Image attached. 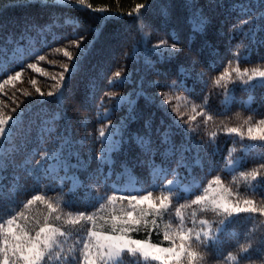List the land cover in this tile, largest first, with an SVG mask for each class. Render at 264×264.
<instances>
[{
	"label": "trees",
	"instance_id": "obj_1",
	"mask_svg": "<svg viewBox=\"0 0 264 264\" xmlns=\"http://www.w3.org/2000/svg\"><path fill=\"white\" fill-rule=\"evenodd\" d=\"M187 3L197 7H185ZM139 4L145 7L137 14L135 9ZM243 4L252 7L258 41L264 36L260 31V27H264V18H261L264 8L259 6L260 0H86L85 5L54 0H0V84L8 74L18 70H22L21 79L29 73V63L62 73L66 65L73 63L64 56V51L76 57L80 50L75 42L80 38H83L81 48H87L76 61L78 67L65 73L67 89H64L62 102L56 87L60 73L53 77L40 72L34 79L40 92H30L26 87L29 83H13L16 88L11 95L16 100L11 104L8 102V110L0 105V118L12 117L5 126V137L0 138V184L8 193L6 198H0V220L18 210L25 211L30 223H43L47 217L64 233L61 237L64 251L72 249L78 254L91 225L83 220L69 221H74L80 212H95L96 230L107 232L110 223L105 221L113 211L123 214L128 210L127 201H120L119 195L152 191L153 199H156L161 194L160 187L168 179H176L173 169L180 177L176 197L180 203L194 198L214 177L220 176L222 184L219 186L231 193L229 204L239 201L243 206L244 199H254L257 207L264 206V183L251 182L256 184L253 189L241 175L264 162V142L248 140L249 125L245 124L249 116L253 121L264 119V84L258 76L248 81L247 77L240 78L233 71L237 66L241 70L247 69L249 74L253 69H264V45L250 43L243 35L248 31V25L233 28L249 18V13L241 12L238 7ZM97 8L105 9V12L93 11ZM201 17L206 18L203 31L194 32L193 25L198 24ZM158 40L180 44L182 51L174 62L162 61L157 55L154 43ZM57 48L62 52L57 53ZM40 55L45 59L39 60ZM145 58L151 63H145ZM197 58V72L203 73V77L190 83L187 89L169 90L167 85L177 79V74L168 65L175 63L178 68L180 62H184L188 66L191 59ZM56 61L60 65L56 66ZM117 71L122 72L121 78L115 76ZM225 71L230 72V76L217 84L216 80ZM129 72L133 73L132 79L136 83L123 82ZM68 76L71 78L67 79ZM141 78L146 93L155 102L144 104L131 128L138 135L149 138L144 123L150 121V139L158 143L161 134L171 126L172 139L177 145L190 144L195 148L161 156L159 159L163 163L150 165L139 164L134 153L124 146L107 153L111 164H104L98 158L104 148L99 131H114V127H105L107 121L118 126L127 117V106H117L119 97H109L105 93L112 90L127 95ZM110 79L114 81L111 85ZM153 81L157 83L152 84ZM1 91L0 101L7 102L10 89ZM49 91L54 93L52 97L47 95ZM163 92L180 93L199 106L202 117L198 116L200 122L196 131L160 105ZM80 97H83L82 102L78 101ZM58 113L61 119L56 120L54 117ZM209 116L212 119H208ZM174 118L179 120V127ZM46 120L52 123L45 125ZM44 127L54 130L42 133ZM232 128L244 132V139L229 133ZM113 139L119 140L120 135ZM129 142L142 159H150L134 141ZM243 145L252 147L245 151ZM164 147L166 145L161 151ZM61 149L60 163L50 164L48 158L60 156ZM38 160L41 165H37ZM179 161L186 167H179ZM46 168L50 170L45 171ZM259 179H264V175ZM216 187L213 185L216 191L210 192L211 196L221 190ZM35 194L45 195L46 202L37 201L23 209ZM112 196L117 199L109 204L108 197ZM48 202L55 209L51 213ZM101 203L106 207L101 208ZM177 206L174 199L165 214L157 217L158 231L151 230V225L148 228L141 226L131 233L132 238L162 242L165 226L175 225ZM180 213L186 228L200 231L199 222L205 220L214 233L221 229L217 243L207 251L196 246L204 257L202 264H264V215L258 211L233 213L225 219V215L214 211L209 202L202 207L182 208ZM57 214L61 216L59 221L54 219ZM169 217H173L171 222ZM163 243L167 246V242ZM245 247L248 252L242 251ZM229 253L233 259L228 258ZM47 264H57V261L48 259ZM123 264L159 262L129 256Z\"/></svg>",
	"mask_w": 264,
	"mask_h": 264
},
{
	"label": "snow or ice",
	"instance_id": "obj_2",
	"mask_svg": "<svg viewBox=\"0 0 264 264\" xmlns=\"http://www.w3.org/2000/svg\"><path fill=\"white\" fill-rule=\"evenodd\" d=\"M62 2H67L69 4L75 3L77 5H85L86 0H62ZM261 8H264V0H260ZM144 4L137 5L135 11L139 14L140 9L144 8ZM185 7L196 8L197 5L187 3ZM241 12L249 13V18L243 20L240 25H233V28L241 27L242 25H248V31L243 33V35L248 39L250 43H259L264 45V36H262L258 41L256 39L257 25L254 23L256 20L255 15L252 13V7L247 4L238 6ZM95 12L104 13L105 9L97 8L93 9ZM131 15V13H129ZM261 18H264V12H261ZM206 23V18L201 17L198 24L193 25L194 32H202L204 24ZM260 31L264 32V27H260ZM83 38L76 41V46L80 50L76 57H73L68 51H64V56L67 57L73 63L64 67V72L60 73L59 82L56 85L58 89V95L61 98V102L64 96V89H67V84L65 83L66 76L65 73L72 72L78 63L76 62L79 57L85 54L87 48H81V43ZM57 51L61 49L57 48ZM154 50L160 59L175 61L177 54L182 51L179 43L172 42L169 43L167 40L159 42L155 45ZM125 58H127V53H125ZM238 59V57H234ZM43 55L39 56V60H44ZM199 59H191L188 66H185L184 62H180L179 67L175 66V63L168 65L173 67L175 73L177 74V79L173 80L167 87L169 90H183L187 89L190 83L195 82L196 79L202 78L203 73L197 72ZM145 63H151V61L145 58ZM28 68L33 71H42L34 63H29ZM21 71H15L14 74H8L6 78L3 79V84L12 83L21 77ZM158 71V70H157ZM237 76L240 78L247 77L248 81L253 80L255 77H260V83L264 84V71L253 69L251 74H249L247 69L241 70L239 66L233 69ZM117 78H121L122 72L117 71L115 73ZM133 73L129 72L123 77V82L129 84L136 83L132 79ZM230 76V72L225 71L223 75L216 80L219 84L220 81L224 80L225 77ZM68 76L67 79H70ZM55 79V78H54ZM35 83V81H33ZM113 80H109V84H113ZM157 82L153 81L152 84ZM0 84V87L3 86ZM40 92V89H37ZM43 95V93H41ZM52 97L54 93L49 91L47 94ZM109 97H119L117 101V106L126 105L127 106V117L122 119L118 126H112L111 121H107L105 127L112 128L114 131L106 133L105 131H99V137L103 138L101 143L104 148L98 157L104 164H111L107 153L113 150L123 149L127 146L129 152H133L135 158L139 164H150L158 165L163 163L159 159L161 156H167L174 154L177 151L182 153L192 151L195 145L190 144H180L177 145L172 137L174 132L169 130L161 134V139L159 142H154L150 139L151 135V122L145 121L144 127L149 131V138L145 136L138 135L135 130L131 128V125L139 117L140 112L143 110L144 104L147 102H155L154 98L146 93L143 86V78L127 95L118 91H108L105 93ZM160 95V93H157ZM167 95L166 93L164 94ZM79 102L83 101V97H80ZM228 100L225 99V104ZM160 105L164 106V100L160 101ZM12 117L8 119L0 118V138L5 137L6 128L5 126L9 123ZM54 119H61V115L58 113ZM84 119H87L85 117ZM208 119H212L211 116ZM45 125L51 124V120H46ZM174 123L177 127L180 126L179 120L174 118ZM248 124L246 136L247 139L254 142H264V119L259 121H253V117L249 116L248 120L245 121ZM54 129L44 127L41 128V132H51ZM187 132L188 130L185 129ZM159 133V129H157ZM229 133H235L240 136L241 140L244 139L245 133L237 128L229 129ZM120 135L119 140H114L113 137ZM129 141H134L135 145L139 146V149L144 155L150 156V159L144 160L140 157L139 152H134V145ZM163 151L161 147L165 146ZM245 151L252 145H243ZM61 155H53L49 157V162L60 163L62 159ZM47 155V154H46ZM37 165H41V161L36 162ZM179 167H186L183 161L178 162ZM49 171L50 168L44 169ZM173 173L176 179H168L165 185H162L159 189L161 192L160 196L153 199V192L149 191L147 194L142 193H126L119 195L118 199L120 201H127L128 210L123 211V214H117L115 211L110 215L109 220L105 223H110V229L107 232H101L96 230L97 213H86L80 212L76 216L74 221L69 222H79L83 220L85 223L91 226L86 230V237L81 242L82 247L79 253L76 254L72 249L67 252L62 248L61 237L64 233L60 231L59 227L54 226L48 221L46 217L43 223L36 221L35 223H30L29 217L26 215L25 211L18 210L14 214H9L8 218L0 220V264H47L48 259H55L57 264H123L126 257H138L142 258L144 261L159 262V264H202L204 257L200 249L207 251L211 246L215 245L219 239L218 233L221 229L218 228L217 232L212 231V227L207 224V221L200 220L201 229L200 231H194L192 228H186L184 223V218L181 216L180 209L186 207H202L207 203H211L213 210L217 212H222L225 215V219L231 217L233 213H254L259 212L264 215V206L257 207L254 199H244L243 206H240V202L237 201L234 204H229L226 199L222 196L217 197L215 195L210 196V192H215L216 189L213 185L219 186L222 184V179L220 176H216L210 181L207 187L203 188L200 193L195 195L194 198L189 199L185 203H180L176 197L179 193L180 177L176 169H173ZM110 175V171H109ZM246 180L251 184L253 189H255L256 184L264 183V179H259L264 175V162H261L258 167L254 168L250 172L241 173ZM69 178V177H65ZM250 178V180H249ZM96 178L93 177V180ZM107 179V177H105ZM251 182H256L252 184ZM74 180V186H75ZM155 191V190H154ZM223 191H229L224 189ZM168 193V194H165ZM231 194V193H230ZM8 193L4 190V185L0 184V198H6ZM117 197H108V203L113 204ZM175 203L178 205L175 208L176 212V222L173 226L169 224L165 226L163 232V241L160 243H152L150 239H134L131 233L138 231L141 226L148 228L151 225V230L158 231L160 225L157 223L156 219L149 220L148 217L162 216L164 211L167 210L169 204ZM41 201L46 202V197L43 194H35L23 205V209H28L29 206L33 205L35 202ZM146 202H150L147 209L140 207ZM47 207L49 212L54 211V206L52 203L48 202ZM106 207L101 203V208ZM193 218H195V212H193ZM54 219L59 221L61 216L57 214ZM224 224V221L220 222ZM34 232V235L32 234ZM151 231H149V236ZM163 242H167V246H164ZM199 245L200 249L196 246ZM248 248L242 249L244 252H248ZM229 259L234 257L229 253Z\"/></svg>",
	"mask_w": 264,
	"mask_h": 264
},
{
	"label": "rangeland",
	"instance_id": "obj_3",
	"mask_svg": "<svg viewBox=\"0 0 264 264\" xmlns=\"http://www.w3.org/2000/svg\"><path fill=\"white\" fill-rule=\"evenodd\" d=\"M54 1H62V0H54ZM159 42H161V41L158 40L157 42L154 43V45H157ZM56 52L57 53H61L62 51H57L56 50ZM55 60H58V59H55ZM56 62H57V64H55L56 66L60 65V63H58V61H56ZM36 65L39 68L38 64H36ZM39 69H41L42 71H33L32 69L29 68L28 69L29 73L26 72L21 79H18V80L14 81L12 83H9V84H3L2 83L3 86L0 87V93H2V91H1L2 89H3V91L4 90L6 91L7 89H10V92H8L9 93V97H10V98L7 99L8 101L7 102H1L0 101V105L3 106V108L5 110H8L7 109L8 102L11 104L12 100H16L11 95V92L13 90H15V88H16V86L13 83H16V84L19 83V84H23V85L24 84L26 85V84L29 83L30 85L28 84L29 86L26 85V87L31 90L30 92H34V91H37V85H35L33 83V81H35L34 79H35V77L37 75L36 73L42 72L43 75L47 74V76L48 75L50 76L52 74L53 77L60 73V71H52V72H50V71L44 69L43 67H40ZM262 71H264V69ZM49 81H51V80L49 79ZM38 85H39V83H38ZM45 86H48V85L45 84ZM29 89H27V90H29ZM27 90H25V92H26V94H29V92ZM165 93L167 94L166 96L164 95ZM26 94H23V95L29 96V95H26ZM37 94H39V96H41L40 93H37ZM161 95H162V99L161 100H164V106L168 110H170L177 117V119L183 120L184 123L188 127H190L191 129H193L194 131H196L198 129L199 122H200L198 116L202 117V111H201V109H199V106L197 104L189 101L186 97H184L180 93L163 92ZM0 100H1V98H0ZM216 188L217 189H221V190H218L216 193H212L213 195L217 194V197L222 196L224 199L227 200V202H229L231 200L230 193L226 192V191H223L224 190V186H217ZM149 203L150 202H146L143 205V206H145V209L148 208ZM231 204H234V203L232 202ZM125 209L126 208H124V210ZM164 214H165V211H164ZM149 217L151 219H157L158 216H156V217L149 216ZM168 220L171 222L173 220V217H169ZM61 241H62V239H61ZM61 246L64 249L65 246L63 247V243H62ZM50 260H54V259H50Z\"/></svg>",
	"mask_w": 264,
	"mask_h": 264
}]
</instances>
